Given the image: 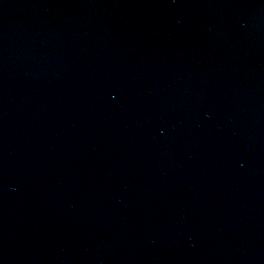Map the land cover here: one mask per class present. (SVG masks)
I'll return each instance as SVG.
<instances>
[{"label": "water", "instance_id": "95a60500", "mask_svg": "<svg viewBox=\"0 0 264 264\" xmlns=\"http://www.w3.org/2000/svg\"><path fill=\"white\" fill-rule=\"evenodd\" d=\"M0 264H264V0H0Z\"/></svg>", "mask_w": 264, "mask_h": 264}]
</instances>
